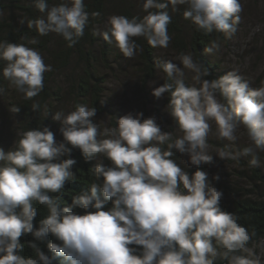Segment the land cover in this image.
<instances>
[{"label":"clouds","instance_id":"9594fccd","mask_svg":"<svg viewBox=\"0 0 264 264\" xmlns=\"http://www.w3.org/2000/svg\"><path fill=\"white\" fill-rule=\"evenodd\" d=\"M179 5H187L183 17L197 30L222 32L228 39L235 37L244 11L241 0H143L146 15H112L100 35L114 42L126 58L142 51L137 37H144L154 49H167L168 9L176 11ZM34 6L46 14L27 21V27L39 35L56 33L69 47L84 35L89 20L84 0L51 7L48 0H34ZM260 28L257 25L254 31ZM219 48L213 40L204 51L211 54ZM176 59L183 67L173 60L158 65L172 83L164 82L152 93L156 98L170 93L166 111L182 133L175 139L171 132L161 131L154 117L142 119V112H129L118 119L117 127L103 131L93 123L94 107L77 104L71 112L54 113L64 141L79 148L86 161L100 154L112 162L111 166L98 162L94 172L103 182L91 183L90 190L74 195L70 204L61 207V197L50 193H61L74 178L76 161L61 159L71 149L57 143L48 127L18 133L19 139L7 151L0 147V264H53L60 257L67 264H216L218 259L227 264H264L248 247L255 233H249L237 215L221 209L222 191L199 170L201 164L213 162L208 137L234 143L241 126L251 147L236 153L221 149L215 155L236 160L264 152V81L252 87L235 69L209 80L205 79L209 70L191 53ZM0 61L5 62L3 77L26 99L43 90L44 73L51 71L41 52L23 43L0 41ZM184 69L194 73L199 87L185 84ZM4 91L0 87V95ZM39 107L32 105L34 111ZM173 150L187 154L188 162L197 167L191 177L171 159ZM260 163L253 155L250 164ZM109 201L112 206L104 210ZM34 202L46 206L49 213L38 226L33 223L38 214ZM76 208L85 214H76ZM29 233L34 239L28 246L35 256L26 258L20 254L24 247L20 237ZM49 234L61 243L47 241ZM37 242L46 244L51 256ZM132 245L142 246L139 254Z\"/></svg>","mask_w":264,"mask_h":264},{"label":"trees","instance_id":"16d2710c","mask_svg":"<svg viewBox=\"0 0 264 264\" xmlns=\"http://www.w3.org/2000/svg\"><path fill=\"white\" fill-rule=\"evenodd\" d=\"M67 0H48L49 6L58 5ZM85 11L89 14L88 24L84 29V35L77 40L72 46H68V42L56 33L50 32L46 36L38 34L35 28H28L27 21L36 19L44 13L39 12L34 6V0H0V41H8L10 43L26 44L41 52L44 62L51 66V71L44 73L43 90L31 99H26L24 94L19 92L16 87L6 80L2 75V69L5 62L0 61V87L4 88V93L0 95V99L8 100V107H18L19 111L14 112L17 119V127L15 131V140L19 139L18 133H22L28 129L48 127L51 131L53 115L57 108V102H60L65 93L71 95L74 103L84 104L88 107L96 109V115L105 114L104 105V85L105 79L102 76V68H107L109 63V54L112 50V44L106 42L99 35L98 30L102 29L112 15H125L129 18H142L146 13L143 11L137 0H84ZM187 5H179L176 11L171 6L168 11L171 15V23L168 25V34L171 37L168 47L179 57L182 54L191 53L193 59L202 63L209 70L210 75L205 79H217L223 74L219 72V64L213 63L209 54L204 49L211 46V42L216 40L218 43L225 41V35L222 32H207L205 30H197L196 26L183 17V11ZM93 13H99L93 16ZM23 19L25 23L21 24ZM35 39V44H29L28 41ZM136 42L142 48L136 54L137 73L144 88L161 74L163 83L172 81L167 80L166 75L158 65L162 64L165 59L158 58L161 49L152 48L144 37L135 38ZM134 64V65H135ZM66 74V75H65ZM59 75H65L67 91L63 86L57 84L56 79ZM264 81V76H260L254 87H258ZM168 98L170 93H166ZM39 104V109L34 111L32 105ZM75 109V107H74ZM107 112H111L108 111ZM4 125L0 124V147L5 151L14 146L6 145ZM66 147L70 148V153L64 158H71L76 161L72 171L75 173L74 178L66 182L61 193H50L54 198L61 197V207L70 204L74 195L89 191L91 183H102L103 178L95 176L94 168L98 162H102L105 166H111L112 162L102 155L98 154L93 160H85L79 148L72 147L67 143ZM167 148V144L162 146ZM173 159L175 162L179 159V152L173 150ZM253 157H249V161H243L240 165L245 166L247 171L238 172L250 181L252 186L250 189L224 187L217 184L218 190L222 191L223 196L220 200V207L223 211L237 215L238 222L243 225L249 233H255L249 241L248 247L252 248L260 241L264 240V171L261 168L253 166L250 161ZM189 176L192 171H186ZM112 206L111 201L105 206L104 210H108ZM34 207L38 210L33 223L38 226L40 220L45 218L49 213L44 205L34 202ZM76 214L83 215L85 210L76 208L73 210ZM94 211V209H89ZM34 237L29 233L20 237V242L24 245L21 255L26 258L35 256V252L28 246V242ZM47 241L60 244L61 242L55 236L49 234ZM39 246L46 254L51 253L46 244L39 243ZM137 249L139 254L142 246L132 245ZM53 264H67L62 257L56 258ZM216 264H227L226 260L218 259Z\"/></svg>","mask_w":264,"mask_h":264},{"label":"rangeland","instance_id":"374dc122","mask_svg":"<svg viewBox=\"0 0 264 264\" xmlns=\"http://www.w3.org/2000/svg\"><path fill=\"white\" fill-rule=\"evenodd\" d=\"M137 2L142 6L143 0H137ZM241 2L244 11L241 13V22L238 25L235 37L232 39L225 38V41L220 42V48L214 49L209 54V58L213 63L219 64V72L223 75L233 69L238 70L242 76L250 81L251 86L254 87L257 79L260 76H264V0H241ZM257 25L261 26L260 31H254ZM105 30L106 25L98 30L99 35ZM111 46L112 50L108 57L109 65L107 68H102L101 72L106 82L104 85V105L106 113L96 115L93 118V123L98 124L100 130L103 131L106 127H117L118 119L129 112L133 114L142 112V119L154 117L161 131L171 132L173 139L182 135L175 125L173 118L166 111V94L161 98H156L152 94L155 87L163 84L162 75L159 74L156 80L144 88L137 73V65L135 64L136 56L126 58L114 42ZM158 58L173 60L172 62L183 67V65L179 64V60L176 59V54L169 47L167 49H161L158 53ZM65 75L57 76L56 82L67 91ZM193 76V72L184 69L183 79L185 84L199 87L200 84L193 80ZM62 97L63 99L57 102L55 112L68 113L75 110L74 99L71 95L64 93ZM8 106V100L0 99V124L2 123L4 125L5 138L7 139L6 145L14 142L17 127L15 114L11 111V107L9 108ZM107 110L111 112H107ZM53 122L54 125L51 131L54 133L56 142L67 145L60 131V123L55 120ZM214 131L215 124L213 123ZM237 135L238 140L234 143L219 139L215 135L208 137L210 150L213 152V162L211 164H201L199 170L207 173L208 182L212 186L221 184L224 187H243L250 189L252 187L250 181L243 175H239L238 172L247 171L246 167L240 165V163L243 161L248 162L249 157H253V155L257 156L261 162L256 167L264 171V152L254 151L252 154L241 156L236 160H222L215 155V152L221 149L236 153L244 148L251 147V143L248 140L246 130L243 126L238 129ZM179 154V159L176 161L178 166L185 172L192 171L194 173L197 167L188 162V155ZM61 159H64V157H61ZM217 175L219 176V180H214L213 177ZM252 248L264 260V240Z\"/></svg>","mask_w":264,"mask_h":264}]
</instances>
